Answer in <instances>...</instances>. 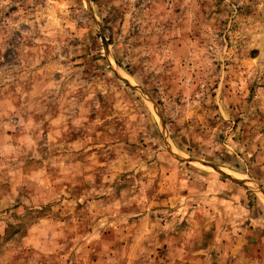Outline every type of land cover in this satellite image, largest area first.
Listing matches in <instances>:
<instances>
[{
  "label": "rangeland",
  "instance_id": "obj_1",
  "mask_svg": "<svg viewBox=\"0 0 264 264\" xmlns=\"http://www.w3.org/2000/svg\"><path fill=\"white\" fill-rule=\"evenodd\" d=\"M0 264H264V0H0Z\"/></svg>",
  "mask_w": 264,
  "mask_h": 264
}]
</instances>
